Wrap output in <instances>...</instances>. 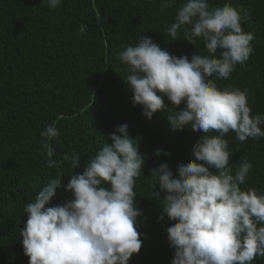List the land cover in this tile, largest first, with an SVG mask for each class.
<instances>
[{
    "label": "trees",
    "instance_id": "16d2710c",
    "mask_svg": "<svg viewBox=\"0 0 264 264\" xmlns=\"http://www.w3.org/2000/svg\"><path fill=\"white\" fill-rule=\"evenodd\" d=\"M184 2L176 0L161 11V0H63L56 9L42 0H0V264H29L21 235L26 205L53 179L66 185L70 175L82 173L86 162L111 143L110 134L120 124L129 126L145 159L134 189L143 213L138 229L143 244L129 264H171L175 250L167 228L172 221L166 215L159 219L163 206L155 196L160 189H153L152 170L167 163L175 173L189 161L202 133L190 127L173 131L168 115L183 105L167 100L168 108L145 117L124 82L129 73L119 53L146 35L176 56L206 55L203 40L189 43L183 29L176 41L166 34ZM226 2L249 13L242 27L255 39L246 63L216 82L221 88L247 89L252 115H264V0H209V5ZM52 124L59 136H42ZM225 139L235 150L233 169L242 157L252 164L242 189L264 192V138L240 142L230 131ZM157 149L171 155L156 156ZM73 153L80 154L81 168L71 167ZM164 196L161 192L160 199ZM72 198L62 187L47 206ZM252 264H264V257Z\"/></svg>",
    "mask_w": 264,
    "mask_h": 264
},
{
    "label": "clouds",
    "instance_id": "9594fccd",
    "mask_svg": "<svg viewBox=\"0 0 264 264\" xmlns=\"http://www.w3.org/2000/svg\"><path fill=\"white\" fill-rule=\"evenodd\" d=\"M62 2L42 0V5L56 9ZM175 4L161 0V11ZM249 18L230 2L210 7L209 0H185L166 34L176 41L183 29L189 43L203 40L206 55L176 56L146 35L119 53L129 73L124 82L145 117L168 108L167 100L175 107L183 105L168 115L173 131L190 127L202 133L189 161L175 173L167 163L152 170L153 189H160L155 196L163 206L159 219L166 215L172 221L167 228L175 250L171 264H252L264 257V192L242 189L252 164L242 157L233 169L235 150L225 139L230 131L240 142L264 138V115H252L247 89L221 88L216 82L230 78L250 58L255 37L242 27ZM128 128L118 125L111 143L86 162L82 173L70 175L66 185L53 179L26 205L28 219L21 235L29 264H129L139 254L143 213L134 189L145 159ZM59 134L54 124L41 132L48 138ZM154 154L171 155L163 149ZM80 159L72 154L73 169L82 167ZM62 187L73 198L48 207Z\"/></svg>",
    "mask_w": 264,
    "mask_h": 264
}]
</instances>
